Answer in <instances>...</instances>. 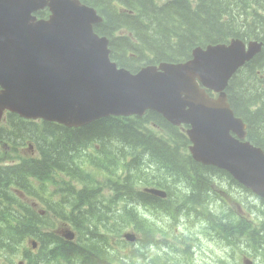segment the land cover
Returning a JSON list of instances; mask_svg holds the SVG:
<instances>
[{
    "label": "trees",
    "instance_id": "16d2710c",
    "mask_svg": "<svg viewBox=\"0 0 264 264\" xmlns=\"http://www.w3.org/2000/svg\"><path fill=\"white\" fill-rule=\"evenodd\" d=\"M81 1L96 8L103 17L95 30L110 39L113 60L134 73L148 65L186 61L198 46L224 43L232 38L260 40L254 33L256 29L264 39V0H247L249 4L246 0ZM245 4L250 5L249 16L243 10L237 11L242 5L247 7ZM37 16L48 18L49 13L43 11ZM227 92L235 114L248 124L249 139L264 148V49L233 77ZM8 121L7 129L0 128L1 141L19 147L28 146L29 141L34 146L28 158L0 169V259L4 261L15 258L19 264H48V260L66 264H117L123 260L124 264H133L134 252L127 254L126 248L123 257L117 256L120 248L107 241L104 228L97 223L100 217L112 216L119 232L130 217L135 222L141 219L131 209L108 210L106 215L99 213V196L103 193H92L80 178L83 164L94 153L97 155L91 157L90 164L100 169L114 194L121 191L131 206L144 204L163 216H171L172 206L184 201L185 204L193 201L204 208L207 190L218 180L214 172L227 175L194 161L185 130L170 125L154 112L143 118H104L77 129L51 122L26 121L14 114L8 115ZM150 124L162 129L160 136L149 128ZM130 153L133 159L124 162L126 170H122L120 161ZM143 159L149 160L151 171L145 172ZM134 171L135 177H132ZM116 173L119 181L113 178ZM55 177L58 183L52 192L48 191L42 184L48 185ZM150 182H155L154 186ZM66 185L74 190H67ZM147 187L164 190L167 197L144 193ZM75 190L87 193L88 207H82ZM22 196L41 199L43 206L31 205ZM206 220L216 226L208 216ZM60 227L72 229L77 239L66 240L57 232ZM138 228L134 229L139 234L138 246H151L153 237ZM233 232L239 237L247 236L248 227L239 226ZM27 239L37 243L36 250L31 246L24 248ZM120 239L124 241L122 236ZM252 240L264 246V227ZM3 251L10 256L5 257Z\"/></svg>",
    "mask_w": 264,
    "mask_h": 264
},
{
    "label": "water",
    "instance_id": "95a60500",
    "mask_svg": "<svg viewBox=\"0 0 264 264\" xmlns=\"http://www.w3.org/2000/svg\"><path fill=\"white\" fill-rule=\"evenodd\" d=\"M45 9L48 19H38ZM100 23L96 10L79 0H0V123L5 110L68 128L154 111L172 125H191L195 161L227 169L264 196V151L230 136L234 131L244 139L246 133L226 93L262 44L236 39L197 47L187 61L132 73L112 61L109 40L94 29Z\"/></svg>",
    "mask_w": 264,
    "mask_h": 264
},
{
    "label": "rangeland",
    "instance_id": "374dc122",
    "mask_svg": "<svg viewBox=\"0 0 264 264\" xmlns=\"http://www.w3.org/2000/svg\"><path fill=\"white\" fill-rule=\"evenodd\" d=\"M161 4L164 3L161 2ZM245 5L247 7L242 5L237 11L239 13L240 10H243L244 13L249 16L250 5ZM255 31L254 33H257L256 36L264 41L261 34ZM150 128L155 132V135H160L158 129ZM27 142L28 146L26 145L24 147L0 143V165L3 163L5 157L9 160L15 159V162L28 158L30 154L33 153L34 145L29 141ZM89 151L94 152L96 150L89 149ZM96 155L97 154L94 153L91 157H96ZM91 157L83 164L84 172L83 175H80V178L81 181L88 184L92 193H103V195L99 196V199H101L99 213L106 215L108 214V210L126 209L127 211L131 209L134 214L139 215L137 218L141 219L140 222H135V220L130 217L126 227L118 232L116 230V223L112 220V216L108 218H98L97 225L104 228L103 234L106 235L107 241L120 248V252L116 254L117 256L123 257L124 250L128 248L129 251L127 254L134 252V255L131 256L133 264H239L241 255L250 253L253 254V258L258 264H264V253L261 254V257L259 256L260 252H258V248H260V246L252 240L251 232H249L250 234L248 233L247 236L240 237L241 240H238L239 238L236 236V232H233V230L238 229L239 226H247L248 229H250L254 216H259L264 222V207L253 200L251 195L242 192V190L228 180L223 179L222 185L220 186L218 180H215V189L212 191V199L223 198L226 200L224 206H222L221 203L210 204L207 202V195L204 208L192 203V201L188 204H185L184 201L178 206H172L170 209L172 213L171 216H163L162 214L157 215L155 208L144 206V204L140 207L135 205L131 206L129 199L122 196L121 191L114 194L109 181L99 173L100 169L90 164ZM132 159L133 155L130 153L127 158L125 157V159L120 161L122 170H126L122 164H124V162L129 163ZM142 161L145 164V172L151 171L152 169L149 168V160L143 159ZM147 169L149 170L147 171ZM124 174L127 175L128 172L126 171ZM128 177L127 175V178ZM132 177H135V172L132 173ZM154 177H158V175L155 174ZM113 178L115 181H119V173L114 174ZM54 179H56V177L49 180L48 185L45 183L42 185L47 186L48 191L52 192L54 186L58 183V181ZM130 183H132V181ZM150 183L151 186L155 184V182ZM116 185L115 183L113 188L116 189ZM65 188L67 190H74L67 185ZM11 190H17V188H12ZM76 192L79 194L78 198L82 207H88L89 199L87 193L82 194L81 192ZM189 193L190 191H188V194ZM28 198L24 197L23 201L35 203V201ZM58 198L62 199L65 198V196H59ZM238 199L240 203H243L244 208H247L245 214L241 212L237 205ZM11 201L18 204V202L13 199H11ZM40 204H42V201H40ZM60 208L61 207H59L58 210H60ZM249 209L253 211L252 215ZM241 213L245 217L244 219H240ZM209 215H212L210 219L216 226H212L209 221L206 220ZM182 217L184 221L180 220ZM186 218H188V220H186ZM199 223H201L200 226ZM137 226H140L138 229L142 228L144 232L153 237L154 242L151 246H149V244L138 246L136 237L139 240V236L134 231ZM201 226H204V228ZM61 230L71 231L70 228L65 229L60 227L57 232H61ZM121 232H123V234H121ZM126 235H129L130 238L126 241H122L120 239L121 236L123 238V236ZM213 239L217 240L216 243L209 244L208 242ZM227 240L228 245H230L229 249L225 248V241ZM99 245L103 248L102 244ZM29 246H31V241L28 239L24 248L27 250ZM237 248H239L240 252H237ZM105 251L108 252V250ZM3 254L5 257L10 256L4 251ZM17 262L18 260L15 258L7 259L6 261L0 259V264H17ZM74 263L76 262L74 261ZM48 264L66 263H52L48 260ZM117 264H124V262L120 260Z\"/></svg>",
    "mask_w": 264,
    "mask_h": 264
},
{
    "label": "bare ground",
    "instance_id": "6f19581e",
    "mask_svg": "<svg viewBox=\"0 0 264 264\" xmlns=\"http://www.w3.org/2000/svg\"><path fill=\"white\" fill-rule=\"evenodd\" d=\"M83 5H86V6H88V7H90L89 5H87V4H85V3H83L81 0H79ZM235 2H238V0H234ZM247 1V0H246ZM224 5V4H223ZM91 8H93V7H91ZM93 9H95L96 10V12L98 13V15L102 18V20H103V17L99 14V12H98V10L96 9V8H93ZM136 9V8H135ZM144 10V9H143ZM146 12V11H145ZM148 12V11H147ZM149 13V12H148ZM241 15V14H240ZM156 16V15H155ZM241 17V16H240ZM145 21V20H144ZM165 25V24H164ZM163 25V26H164ZM128 26V25H127ZM162 26V25H161ZM255 26V25H254ZM154 31H156V30H154ZM257 31V30H256ZM255 31V32H256ZM162 39V38H161ZM170 40V39H169ZM259 42L262 44V50L264 49V41L263 40H259ZM262 52V51H261ZM96 122V121H95ZM94 123V122H93ZM185 126H187L188 128L186 129V130H188V129H190L191 128V125H185ZM64 127H66V126H64ZM66 128H68V127H66ZM152 142V141H151ZM151 152V151H150ZM137 159V158H136ZM142 159V158H141ZM131 168V167H130ZM130 168H129V170H130ZM138 169V168H137ZM128 170V171H129ZM135 172V171H134ZM171 174V173H170ZM128 175V174H127ZM126 175V176H127ZM130 178H131V176H130ZM128 185V184H127ZM11 189V188H10ZM146 190H149V188L147 187V188H145V190L144 191H146ZM164 194H166L167 195V192L166 191H164ZM201 197V196H200ZM198 201H199V199H198ZM196 202V201H195ZM200 204V203H199ZM12 207H16L15 205H11ZM204 207V206H203ZM82 247H86L87 245H85V244H83V245H81ZM98 247V246H97Z\"/></svg>",
    "mask_w": 264,
    "mask_h": 264
},
{
    "label": "flooded vegetation",
    "instance_id": "af4514ba",
    "mask_svg": "<svg viewBox=\"0 0 264 264\" xmlns=\"http://www.w3.org/2000/svg\"><path fill=\"white\" fill-rule=\"evenodd\" d=\"M19 150V149H17ZM15 159L9 160L7 157L3 159V163L0 165V169H2L5 166H12L16 162L14 161ZM15 203V202H14Z\"/></svg>",
    "mask_w": 264,
    "mask_h": 264
}]
</instances>
